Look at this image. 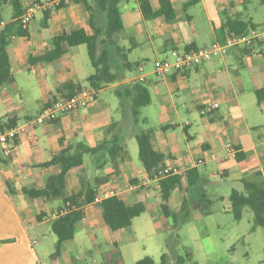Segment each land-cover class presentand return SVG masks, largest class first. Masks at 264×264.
Listing matches in <instances>:
<instances>
[{"label":"crops","instance_id":"1","mask_svg":"<svg viewBox=\"0 0 264 264\" xmlns=\"http://www.w3.org/2000/svg\"><path fill=\"white\" fill-rule=\"evenodd\" d=\"M250 1L171 0L176 16L168 22L163 18L145 19L136 0H125L119 4L123 28L113 39L121 51L119 54L113 53L112 62L119 60V71H122L125 63L132 65L130 72L133 75L129 78L123 75L121 82L108 87L114 91L120 85L144 78L143 84L150 93V104L157 102L153 117L156 127H151L154 132L152 144L165 156L164 168H175L185 173L197 169L202 181H206L203 167L209 163L232 160L224 157V145L229 143L237 150L236 156H241L240 161L236 158L234 161L249 159L256 164L239 169L238 173L237 168L224 171L222 176L237 174L235 178L240 182L260 172L264 179V102L257 103L255 97V91L264 87V41L248 49L232 48L225 58L173 72L164 78L156 77L153 71L144 73V63L151 60H170L167 56L173 51L202 48L221 41L225 20L240 16L253 22L246 15ZM151 7L153 11L159 9L156 0H151ZM78 10L79 5H68L54 15L51 13L45 26L40 21L38 27L30 31L28 25L29 37H14L7 48L15 82L0 89V118H15L18 126H24L25 131L18 136L9 163L0 164V264H44L37 254L32 253L31 246L35 245L29 242V230L45 224L50 226L61 205L49 208L41 199L25 197L22 189H42L44 179L59 171L58 167L45 168L41 167L42 164L76 142L95 146L103 139L104 131L111 122L121 119V116L115 119L114 108L99 98L104 88L95 91V100L75 113L58 116L41 125L30 124L48 104L67 93L62 89L64 83L89 88L81 83L79 73L83 70L84 74H88V71L77 47H69L66 54L53 63L30 66L28 61L29 56L49 50L51 38L64 31L83 29L91 33L88 15ZM139 66L143 67V72L138 70ZM31 102L37 104L38 108L31 109ZM111 102L119 108L117 97L116 101ZM213 104L217 107L209 112ZM191 109L198 113L194 123L183 116ZM144 119L147 122L151 117L147 115ZM177 128L181 129L182 134ZM196 160H202L203 164L189 169V165ZM185 173L181 176L179 189H184L185 194L181 195L177 204L172 201L177 191L170 199V206L174 210H178L182 200L189 199ZM93 178L83 163L82 167L68 174L67 192L84 194L93 183ZM106 179L97 192L118 190L119 198L124 202L129 205L142 202L145 211L132 220L130 230L111 232L103 226L100 209L95 204H89L82 208L84 218L77 225L86 231L90 241L94 240L97 231L107 233L106 245L118 250L114 254L105 253L104 264H124L123 246L127 248L138 242L142 243L143 257L140 259L151 257L158 264L156 260H160L161 254L165 253L159 235L171 231V223L160 212L157 179H149L142 166H133L128 161L119 166V171L113 174L109 172ZM84 185L85 190L78 191ZM33 205L36 211H33ZM48 210L51 214H48ZM227 212L230 213V205ZM38 215L40 220L37 219ZM199 217L197 211H191V219ZM74 241L75 235L68 242L74 244ZM66 243L63 246L62 264H77L73 256H68L69 262L66 263ZM7 251L13 252L11 258L4 257ZM93 264L96 262L93 261Z\"/></svg>","mask_w":264,"mask_h":264},{"label":"trees","instance_id":"2","mask_svg":"<svg viewBox=\"0 0 264 264\" xmlns=\"http://www.w3.org/2000/svg\"><path fill=\"white\" fill-rule=\"evenodd\" d=\"M122 1L125 0H73L75 4H82L88 13V25L91 33L77 29L69 32L64 31L52 37L50 49L43 54L29 56V65L53 63L66 54L69 47L84 45L93 68V74L86 79L88 86L97 92L109 85L121 82L123 72L133 70L132 65L125 63L122 71H118L112 62L113 53L119 54L121 51L113 37L123 28L118 7ZM136 1L143 17L147 20L163 18L168 22L175 19L176 13L171 0H156L159 6L157 11L152 10L151 0ZM261 1L264 5V0ZM4 5H8L11 9V18L0 29V89L15 82L7 54V48L11 44L12 38L29 37L28 26L24 27L21 22V17L26 11L21 1L0 0V9ZM65 7L60 4L54 9L61 10ZM51 13V9L43 11V26L46 25ZM96 18L103 21V26L96 25L94 22ZM258 27L259 25L251 20L242 19L240 16L225 20L222 26V40L226 34L247 33L250 29ZM62 89L67 92L63 97L68 98L80 90L81 86L67 82L63 84ZM113 92L119 100L121 119L111 122L104 131L103 139L92 147L79 141L62 149L41 165L45 168L58 167V173L47 176L42 189H22L23 195L29 199H41L47 202L60 201L62 203L56 218L50 223L51 232L56 238L54 252L49 257L50 264H62L63 246L74 238L76 225L84 218L82 208L93 203L97 190L107 180L95 178L93 183L86 188L84 194H69L67 192L68 174L83 166L86 155L97 159L96 168L111 163V173H115L119 161L122 163L128 160L125 146L126 137L135 139L138 146L139 162L149 179H157L161 200L160 212L164 218L171 221V231L177 230L182 224L190 221L191 211H197L201 217H208L212 213V202L203 188L202 177L197 169L187 171L184 175L189 199L182 200L178 210L171 208L170 199L172 194L181 187V176L162 174L165 156L153 147L154 132L152 128L140 129V125L146 123L145 120L140 119V110L150 104L148 87L143 82L133 81L127 85L118 86ZM255 97L257 103L264 102V87L255 91ZM16 126L18 124L15 118H0V132ZM14 145H17V139L14 140ZM235 158L238 161L241 160V156ZM10 159L11 157H4L0 153V164H8ZM240 183L243 190L232 189L229 194L230 213L233 219L241 220L244 209H249L253 213V227L264 228V179L261 173L255 172L250 178L243 179ZM96 207L100 209L103 222L111 232L128 229L132 220L145 211L142 202L129 205L119 197L105 199L96 204ZM40 218L38 215L37 219L40 220ZM176 245L175 238L166 241L167 250L161 254L158 264H188L192 262V254L188 250L184 249L182 254L175 253ZM135 264L156 263L151 257H144Z\"/></svg>","mask_w":264,"mask_h":264},{"label":"rangeland","instance_id":"3","mask_svg":"<svg viewBox=\"0 0 264 264\" xmlns=\"http://www.w3.org/2000/svg\"><path fill=\"white\" fill-rule=\"evenodd\" d=\"M25 9H28L32 3H38L44 0H20ZM261 0H251L247 5L246 15L250 17L255 24L260 25L264 23V5L261 4ZM79 5L78 12H83L88 15L82 4L71 3L69 6ZM52 15L56 14L58 11L51 8ZM11 18V9L8 5L2 6L0 9V19L4 21H9ZM89 18V16H88ZM40 21H42V12H36L34 14V20L29 24L30 31H34L38 27ZM96 25L103 26V21L96 18L94 20ZM81 53V58L86 65L88 74H84L82 70L79 75L82 77V85L88 87V83L84 80L86 75L93 74V68L89 61L87 54V49L84 45L78 46L76 48ZM168 59L172 60V54H168ZM160 57L159 59H162ZM117 60V59H116ZM119 60L114 61L113 65L116 70L119 71ZM155 60H151L148 63H144V73L153 71ZM123 75L126 78L131 77L133 74L130 71L125 70ZM87 77V76H86ZM22 84V80L20 81ZM99 98L103 99L104 103L111 105L114 108L113 115L116 118L121 116L120 109L118 105L111 104V100L116 101V97L113 93V88H105L99 94ZM157 102H152L149 107L145 110H140V119L149 115L151 117L145 124L140 125V129L153 128L154 126V116L156 112ZM38 105L31 102V109L35 110ZM186 119L190 122L198 118V113L195 109H191L189 112L183 114ZM178 132L182 134L181 129L177 128ZM92 145L91 142H88ZM126 150L128 153V160L131 165L141 167L138 159V146L134 138H125ZM95 157H90L86 155L84 157V166L88 169V173H91V177L106 179L109 172L112 171V164L107 163L101 168H96ZM104 159L102 160V162ZM123 164L118 163L116 171H119V166ZM255 161L247 159L244 162H236L234 159L229 160L224 163H209L207 166L203 167L202 173L204 175L203 188L206 190L208 198L211 200V212L212 214L208 217H199L195 219H190V221L182 224L177 230L169 231L159 235L163 243V251H166L164 241L170 238H175L177 245L175 247L176 254H182L183 250L186 249L192 254V262L188 264H264V228L253 227V213L249 209H244L241 220L235 221L231 213L227 212L230 205L229 194L232 189H237L239 191L243 190L241 183L236 180L235 175L232 176H222L224 171H229L233 168L245 169L247 166H255ZM86 171V169L84 168ZM87 172V171H86ZM5 177V176H4ZM6 181V180H5ZM92 184V183H91ZM84 191L83 188H79L78 191ZM184 189L180 191L177 190L174 199L172 201L177 204L180 201L181 195H184ZM47 206L50 208H56L57 205H61V202H47ZM60 203V204H59ZM178 206L176 205V208ZM33 211H36L35 205H33ZM20 214H23L19 210ZM51 214V211H47ZM171 223V221H169ZM29 223V222H27ZM26 225L28 226V224ZM106 229L107 227L103 225ZM129 227L126 230H130ZM108 230V229H106ZM110 233V231H107ZM108 233V234H109ZM113 234V233H110ZM94 240L90 241L87 238V233L81 227L77 225L75 232L74 244L71 242L66 243L67 257L66 263L69 262L68 256H73L77 259V264H104V255L107 252L111 254L116 253L113 248H108L105 241L107 238V233L103 230L94 233ZM29 242L32 245V253L38 255L44 264H48V257L54 252L56 238L52 234L50 226L48 224L32 227L29 230ZM123 251L125 256L123 258L124 264H134L137 259L140 260L142 256V243L138 242L133 245H128L127 248L123 246ZM13 252L7 251L4 255L5 258H11ZM107 258L105 257V260ZM159 260H156L158 262ZM106 264H109L108 262Z\"/></svg>","mask_w":264,"mask_h":264},{"label":"built area","instance_id":"4","mask_svg":"<svg viewBox=\"0 0 264 264\" xmlns=\"http://www.w3.org/2000/svg\"><path fill=\"white\" fill-rule=\"evenodd\" d=\"M73 0H47L45 2L32 3L25 14L21 17V22L24 27H27L34 18V14L39 11H46L60 4L68 6ZM7 23L0 19V29ZM264 41V25L261 27L250 29L247 33H229L226 34L222 41H215L210 45L202 48L184 49L182 51H173L172 60H159L154 63L153 74L158 78H164L170 73L189 70L200 66L201 64L225 58L232 48H251L257 43ZM138 70L143 72V67L139 66ZM136 81L144 82V78L140 77ZM96 98L95 90L89 88H81L72 96L59 98L48 104L36 117L31 120V125H41L46 122L55 120L58 116L72 114L80 109H83ZM216 105L210 106L208 111L216 109ZM25 131L24 126H16L3 132H0V153L4 157H11L14 150V140ZM224 157L226 159H234L237 155V150L229 143L224 145ZM202 160H196L189 165V169L202 165ZM185 173L175 168H164V175L182 176ZM119 197V191L107 189L98 191L95 194L92 204H98L105 199Z\"/></svg>","mask_w":264,"mask_h":264}]
</instances>
